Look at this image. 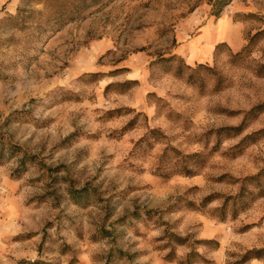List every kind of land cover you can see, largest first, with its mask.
<instances>
[{
  "label": "rangeland",
  "instance_id": "obj_1",
  "mask_svg": "<svg viewBox=\"0 0 264 264\" xmlns=\"http://www.w3.org/2000/svg\"><path fill=\"white\" fill-rule=\"evenodd\" d=\"M29 1L0 0V264H264L243 261L264 195L227 201L264 168V133L238 145L264 129V0H110L44 37L5 28ZM168 146L201 154L195 175L157 173Z\"/></svg>",
  "mask_w": 264,
  "mask_h": 264
},
{
  "label": "trees",
  "instance_id": "obj_2",
  "mask_svg": "<svg viewBox=\"0 0 264 264\" xmlns=\"http://www.w3.org/2000/svg\"><path fill=\"white\" fill-rule=\"evenodd\" d=\"M110 0H30L28 6H20L15 14L9 15L2 20V24L5 28H16L24 32H32L33 36L44 37L51 32L60 29L65 23L76 20L77 18L86 16L87 13L92 12L93 9L105 5ZM224 1V0H222ZM42 3L43 8L34 7V3ZM171 59V58H168ZM264 68V65L261 66ZM264 74V72H260ZM92 76H99L101 73L94 72L90 73ZM264 108V104L258 105L253 108L252 111ZM245 120V119H244ZM239 126L230 127V129L236 130L237 133L242 131L244 127V122ZM158 130L152 129L150 134L146 136L141 141L147 140L150 135L158 133ZM264 133V129L247 135L238 145L242 144L248 138L253 135ZM18 148V147H14ZM201 154H182L178 149L173 146H168L163 151L160 158V165L157 167V173L162 176H170L175 173H182L185 175H195L196 171L192 164H196L197 159ZM176 159L177 166L176 169H170L165 161H171ZM195 161H192L194 160ZM21 162L26 164V162H33L32 156L25 154ZM241 182V189L237 195L227 198V201L233 200L234 204L238 207L235 209L237 214L239 209L245 207V198L251 194L253 191L249 189V186L257 190L258 195H264V168H262L257 174L246 176L244 178L238 179ZM208 199V198H207ZM226 201V204L228 202ZM224 217V216H223ZM264 257V249H251L247 250L243 255V261H247L253 258ZM40 261H35L31 264H40Z\"/></svg>",
  "mask_w": 264,
  "mask_h": 264
}]
</instances>
